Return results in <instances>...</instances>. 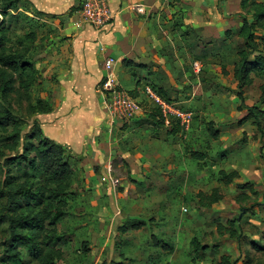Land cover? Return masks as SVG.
I'll list each match as a JSON object with an SVG mask.
<instances>
[{
	"label": "crops",
	"instance_id": "0c3cea01",
	"mask_svg": "<svg viewBox=\"0 0 264 264\" xmlns=\"http://www.w3.org/2000/svg\"><path fill=\"white\" fill-rule=\"evenodd\" d=\"M25 1L39 12L40 19L51 17L67 19V36L69 38L59 41L50 50L48 60L41 68L44 70V74L48 75L42 82V88L51 94L53 107L48 113L36 114V119L45 136L67 149L70 155V166L77 169L79 175L85 179V184L81 185L83 189L90 190L94 195L100 194V191L102 193L105 191L107 194L114 193L116 188L114 182L118 183V186L123 187V189L120 188L122 189L120 193L122 199L119 200L122 205L118 207V213L123 210L128 214H133L142 201L139 203L134 200L126 190L137 187L140 180L143 187L142 178H147L145 186L149 185L148 188L155 197H158L155 193L159 190L167 194V197H161L159 194V199L156 202L160 204L165 200L170 204V207L180 201L182 203L183 200L195 199L196 204L198 199L195 196L199 191L207 192L209 189L211 191L214 188H219L223 185L219 181L220 170H234L238 173V178L228 186L234 191V200L238 194H248L247 191L237 188L239 184L250 183L256 191L264 190V162L259 160V152L256 150L253 152L250 149L254 146L250 142H244L245 144H241L236 149L232 140L229 139V143L216 149L215 153L226 152V154L220 158L221 160L214 157L215 165L211 159L213 147L211 144V146L207 145L208 139L205 133L203 135L201 131L197 130L199 122H196L193 123L187 137L188 140L183 147L185 151V148H188L190 153L201 152L202 158L193 159L190 154H180L171 149L162 153V150L155 149V144H158V141L152 140L157 132L146 130L143 125L147 122L144 123L140 119L133 120L129 124H125L124 127L122 125L114 126L110 131L106 122L104 95L98 90V84L104 76V59L112 57L116 60L113 72L120 85L124 89L134 92L135 97L139 100L144 99L141 83L150 80L149 65L152 61L156 62L154 49L157 45L153 30L149 31V28H152V12L159 9L160 11L162 9L171 10L169 3L174 2L181 9L184 22L192 29L198 30L202 34L221 37L226 31L234 33L238 29L242 14L241 0H107L113 16L110 23L100 30L83 24L79 20L77 23L75 22L78 19L77 10L80 0ZM257 1L264 3V0ZM124 60L145 65V68L126 67L123 65ZM170 81L171 79L164 78L160 82L163 88L168 90L169 95H178V98L186 106L202 107L200 103L192 101L193 98L189 103H186L185 98L180 97V92L176 88H172L174 83ZM233 102L235 106L238 104L235 97ZM254 104L256 102L251 105ZM245 113L246 108H242L241 116ZM140 117L146 119V113ZM195 121H199V119H195ZM235 129L232 132L236 138L249 130L251 133L248 138H251L252 130H255L250 123L236 126ZM222 132L219 131V136L223 134V137H228L230 135V130ZM168 138V142L173 143L170 137ZM241 140L243 141V139ZM116 160L128 163L129 177L137 184L125 181L127 176L123 178L120 167L122 162L118 164L115 162ZM124 174L126 175V172ZM167 174H171L169 182H167ZM116 175H120V177ZM112 176L116 178L113 179ZM211 183L214 185L213 187L207 190L203 188L204 185L208 186ZM102 193L101 196H104ZM146 196L147 200L144 199V201L149 204L148 195L146 194ZM145 202L142 204V208L146 206ZM115 203H117L116 197ZM91 204H94V201H91ZM234 204L235 201L229 203L221 200L213 204L211 210L213 213L221 212L227 208L234 210ZM141 210L138 209L137 215H141L143 220L145 216L140 213ZM167 214L170 217L173 216L171 212ZM133 216H130L131 221L136 217ZM115 218L117 217L111 220L98 215L82 217L84 226L79 231V235L85 236L84 241L89 242L90 251L87 255L85 253L80 255L78 258L80 261H76L75 264H102L104 262L106 264L111 262L114 264L191 263L190 252H178L174 245L175 237L156 229V221L153 220L152 229L150 228L155 233H151L171 243L174 250L165 252L161 248L154 247L148 238L145 227H142L138 232L127 231L120 235L115 230L126 224L120 225V223L114 228ZM214 218H216L215 223H222L220 215ZM128 219L129 217L126 216L121 218L123 222ZM213 220L215 219H211V221ZM227 220L228 218L225 219V222ZM200 222L198 223L199 227L202 225ZM73 230H75V226ZM182 230L183 228L179 231ZM180 234L178 233V236ZM198 235L199 233L194 236ZM116 236H118V242L114 245L117 246V249L113 250L111 244ZM216 240L217 243L204 245L219 246L221 244L224 246L221 254L227 255H230L237 246L236 241L230 239L228 235L219 237L216 232ZM222 240L224 244L221 243ZM61 246L59 248L64 252L65 249H62Z\"/></svg>",
	"mask_w": 264,
	"mask_h": 264
},
{
	"label": "rangeland",
	"instance_id": "374dc122",
	"mask_svg": "<svg viewBox=\"0 0 264 264\" xmlns=\"http://www.w3.org/2000/svg\"><path fill=\"white\" fill-rule=\"evenodd\" d=\"M13 2L14 5L6 11L4 21V25L9 28V37L11 39L8 43V47L11 51L24 53L27 61L33 63L35 68L39 71L41 76L40 79L43 82L48 75L44 74V70H41V68L48 60L50 50H52V48L55 47L59 41H64L69 38L67 36V19L63 17L58 19H55L54 17V19L52 17L40 19L39 15L34 13V9L28 5L27 1L13 0ZM169 5L171 10L162 9L160 11L159 9L152 12L153 14L151 15L152 28H149V31L153 30L157 46L154 49V58L156 62L152 61L149 65L150 73L148 76H151V78L148 81H150L154 87H163L160 82L164 80V78H169L171 79L170 82L174 83L172 88H176L177 91L180 92V97L185 98L186 103H189L193 98L192 101H195L197 104H201V108H193L183 104V101L178 99V95L172 94L168 96L171 102L176 103L182 109L191 111L194 115H196V119H199V121L193 120L194 123L199 122L197 130L201 131V134L203 133V135L205 133V136L208 139L207 145H212L213 147V150L211 151V159L215 157L218 160H221L220 158L225 156L226 152L215 153V151L217 148L220 149V147L229 143V139L232 140L236 149L239 148L241 144L250 142L252 146L254 145L253 148L250 149L253 152H255V150L259 152V147L262 144L264 145V136L261 137L258 131L252 130L253 134H251V138H248V135L251 133L250 130L247 133L242 134V136H237V138L232 132L233 129L238 126L237 121L242 114V111H239L238 113L236 109L238 104L235 106L233 102L234 97L237 98V86L231 74L233 64L237 59V52L243 48L242 39L236 34L232 35L230 38H225L224 35L220 37L202 34V32L192 29L184 22L182 11L176 3L172 2L171 4L169 3ZM0 7H2L1 3ZM242 13L246 14L243 10ZM247 16H249V14H247ZM77 18L78 19L75 21L76 23L80 20L78 15ZM256 33L257 36L263 35L264 28L258 27ZM27 34H33L34 39L23 40L22 38ZM195 61H197L201 66V69L197 74L193 70V63ZM16 78L15 85L18 83V76H16ZM261 83H263L261 79L253 78V83L244 88L245 106L251 105L255 102L258 103L257 101L260 95L259 85ZM142 85L143 84L141 83V86ZM44 91L45 90H43L42 84L41 86H33L32 90L25 95V98H23L19 103L16 102V99L13 96H11L9 101H3L2 98H0V111H6V109H9L14 112L16 119L18 118L20 120L23 139L27 138L33 118V116H30L27 111L28 99H26V96H28L29 100L34 103V101L40 97L43 98V100L48 99V94L50 97L49 101H52L51 94ZM140 105L147 110L151 103L144 96V99L140 101ZM136 119H140V121H144V123L147 122V124H144L143 127L149 132H157V134L152 137V140L158 141V144H155V149L162 150V153L171 149L172 151H177L180 154H190V150L185 148V151L183 147L185 142L188 140V136L185 137L186 132L182 129H177L176 132L173 133L174 136H168L169 134H167V131L169 130H167V128L159 127V125H157V127L153 119L147 116L146 119L140 116ZM208 123H212L213 129H220L219 131H223L222 133L230 130V135H228V137H223L222 134L218 137V139H212L206 132ZM122 126L124 127V125ZM165 126L169 127L168 125ZM7 128L10 130L11 125H7ZM167 136L170 137L171 142L173 143L168 142L169 138ZM242 137H245L244 141L241 140L243 139ZM6 141V132L0 128V188L4 186L6 187V183L9 182L10 179H17L18 181H21L23 177H38L39 172L36 170L26 169L22 166V164H18L16 161L11 164L6 162L7 156L15 155V152L6 150ZM189 148L192 151V147L190 146ZM207 155L209 156L208 153ZM259 160L263 162L260 156ZM213 161L216 165L214 159ZM115 162L118 164L122 162L120 167L121 172L123 173V178L127 176L125 181L133 182V180L129 177L130 170L128 163L123 161L119 162L118 160ZM125 172L126 175L124 174ZM170 175L171 174H167V182L171 180ZM116 176L120 177V175ZM112 178L114 179L116 177L112 176ZM142 180L144 185L143 187L141 186V180L140 184L133 182L137 184L138 188L135 187L134 189L126 190V192L129 193L134 200L139 201V203L142 201V204H144L147 200V194L149 204L145 202L146 206L142 208L143 205L140 203L133 214H128V212H124L123 210L118 213V207L122 205L119 199H122L120 198V193L122 192L123 187H120V185L118 186V183L116 184V182H114L116 185L114 193L110 192L107 194L105 191L104 193L100 191V194L96 193L94 195L90 190L83 189V186L81 185L85 184V179L82 178L78 172L77 178L73 181V195L69 197L65 213L55 222L57 231L63 234L60 242L56 244V246L59 247L62 245V249H65L63 252L64 257L59 264H75L76 261H80L78 259L80 255L84 253L87 255L90 251V248H88L89 242L87 240L84 241L85 236L83 234L79 235V231H81L84 226L82 224L83 216L98 215L101 217H108L111 220L114 217H117L114 220V228L120 223V225L126 224L122 226H127V231L133 232H138V230H132L130 225L136 222L145 221L143 227L146 228L148 238L152 241V244V238L154 236L152 233L155 232L154 230H151V224H153L154 220L157 222L155 225L156 229L163 231L164 234H170L175 237L174 245L178 249V252L189 251L190 257L192 258L193 254H191L192 251L189 244L192 236L199 233L197 238L200 240L201 244L217 243V222L215 223L216 218L214 217L220 215L222 223H225L226 218L235 219V217L241 213L236 203V205L234 204V210L227 208L223 209L221 212L217 211L214 213L211 208H199L197 202L195 204V199H192L191 201L183 200L182 203L180 201V204L178 203L173 207H170V204H168L165 200L159 204L156 202L159 199V194L161 197H167V194L164 191L159 190L161 192L156 191L155 194L158 195V197H155L153 192L150 191V188H148L149 185L145 186L147 178H142ZM213 186L214 185L211 183L208 186L204 185L203 188L207 190ZM195 189L197 188L195 187ZM155 190L156 188L154 191ZM219 190L223 196L222 201L229 203L234 202V191L230 187L221 185L219 186ZM245 191L249 194L248 189ZM209 192H211L210 189L207 190L206 193ZM101 193L102 195L104 194V196H101ZM263 193V191L259 192L255 198L254 196H251L252 198L249 200L241 202V205L245 208H249L253 204H255V206L252 209L249 208L250 210H248L245 215L242 214V220L239 222L240 226H237L238 230L245 234V238H242L241 242L230 254L232 259L237 261V264H261L263 259V255L252 249L249 244L253 241L259 246H264ZM115 197L117 199V203H115ZM91 201H94V204H91ZM5 208L6 200L4 199L0 201V247L9 235ZM138 209H144L140 212L145 216L143 217V220L141 219V215H137ZM169 212L173 213V216H168L167 213ZM211 214L214 215L212 216ZM123 216H126L127 218L129 217V219L126 222H123L121 220ZM130 216L136 217L133 221H131ZM211 219L215 220L211 221ZM73 221L77 222L74 223ZM199 221H201L200 223H202V227H199ZM74 226L75 230H73ZM181 228H183V230L180 232L179 230ZM115 231L119 232L120 235L125 233L120 230V227ZM178 233H181L180 236H178ZM116 242H118V236L113 239V243L111 244L113 250L117 249V246L114 245ZM221 243L224 244L223 240ZM83 245H85L87 251L82 250ZM223 249L224 246L219 244L218 251L209 250L204 255L205 258H197L198 260L194 262L190 260V264H214V262L218 260L220 254L223 253ZM172 250H174V247ZM20 251L22 252V260L28 259V248L20 245ZM10 264L12 263L10 262ZM110 264L114 263L111 262Z\"/></svg>",
	"mask_w": 264,
	"mask_h": 264
},
{
	"label": "trees",
	"instance_id": "16d2710c",
	"mask_svg": "<svg viewBox=\"0 0 264 264\" xmlns=\"http://www.w3.org/2000/svg\"><path fill=\"white\" fill-rule=\"evenodd\" d=\"M0 3L2 6L0 7V98L3 101H9L11 96H13L16 102L19 103L32 90L33 86H41L42 81L39 71L33 63L27 61L25 54L19 51H11L8 47L11 39L9 37V28L4 25V21L6 11L14 5V2L13 0H1ZM240 6L246 14L242 13L240 15L238 29L234 33L231 31L224 33L225 38H230L236 34L243 41V48L237 52V59L231 71L232 78L237 86L236 99L238 106L236 109L239 112L242 111L243 107L246 108V113L238 119L237 124L241 126L250 123L263 137L264 34L257 36L256 32L258 27L264 28V3L257 0H241ZM34 13L39 15V12L35 9ZM22 39L32 40L34 35L27 34ZM123 65L133 68H145V65L134 64L126 60L123 61ZM16 76H18L17 85H15ZM253 78L263 81L259 85L260 95L258 103L245 106L244 88L253 83ZM144 83L151 85L163 99L171 102L168 98L169 92L167 89L154 87L148 80ZM129 93L135 96L134 92L129 91ZM47 98L43 100L40 97L33 103L26 96V99H28L27 111L30 116H33L26 139L22 137L21 122L18 118L16 119L14 112L9 109L0 111V128L6 132V150L15 152V155L6 157V162L11 164L16 161L26 169L39 172L38 177H23L21 181L10 179L6 183V187L0 188V201L6 200V221L8 222L9 232L6 241L0 247V264H10V262L12 264H59L64 257L61 248L56 246L63 234L57 231L55 222L65 213L69 197L73 195V181L77 178L78 171L70 166V155L67 149L45 136L40 123L36 119V114H44L52 110L53 102L49 101L50 97L48 94ZM146 116L153 119L156 126L167 128L169 130L167 134L171 136H174L173 133L177 129H181L178 121L174 118H171L169 127L163 125L164 120L157 107H152L147 111ZM193 119H196L194 114ZM194 120L185 137L189 135ZM7 125H11L10 130H8ZM206 132L214 140L219 137V131L213 129L212 123H208ZM244 140L245 137L243 138ZM263 148L264 145L262 144L259 148V153L264 162ZM190 156L193 159L203 157L202 153L198 152H191ZM236 178H238V173L234 170L219 171V181L224 186H229ZM237 188L243 191L249 190V194L241 193L235 196L234 201L241 213L235 219L231 218L225 223H217L216 232L219 236L228 235L238 245L242 238H245V234L240 232L237 226H240L239 222L242 220V216L250 210L249 208L252 209L255 206L253 204L249 208H245L241 205V202L249 200L252 198L251 196L255 198L259 192L250 183L239 184ZM196 197L199 208L210 209L213 204L221 201L223 196L219 188H214L209 193L199 191ZM144 224L145 221L136 222L130 225V228L139 230ZM120 230L126 232L128 228L127 226H122ZM152 240L154 247H159L165 252L172 251L173 246L171 243L155 235ZM189 244L191 246V254H193L191 258L193 262L197 261V258H205L204 255L209 250L218 251L217 245L201 244L196 236L190 239ZM249 244L252 249L263 255L261 264H264V246H259L253 241ZM20 245L28 248V259L26 260H22ZM82 250L87 251L85 245H83ZM214 264H237V261H234L230 255L220 254Z\"/></svg>",
	"mask_w": 264,
	"mask_h": 264
},
{
	"label": "built area",
	"instance_id": "2783aa9c",
	"mask_svg": "<svg viewBox=\"0 0 264 264\" xmlns=\"http://www.w3.org/2000/svg\"><path fill=\"white\" fill-rule=\"evenodd\" d=\"M77 14L81 23L96 30L110 23L113 16L107 0H80ZM115 64L116 60L112 57L104 59V76L98 84V90L104 95L106 122L110 131L114 126L125 125L136 120L138 116L147 113L152 107H157L165 125H169L171 118H174L184 132L190 130L193 121L191 111L182 110L176 103L166 101L148 83H143L141 86L143 96L151 103L147 110L144 109L140 105L142 100L131 95L120 85L113 72ZM200 69V64L195 61L193 63L194 72L197 74Z\"/></svg>",
	"mask_w": 264,
	"mask_h": 264
}]
</instances>
